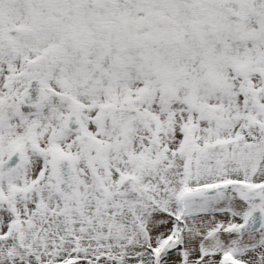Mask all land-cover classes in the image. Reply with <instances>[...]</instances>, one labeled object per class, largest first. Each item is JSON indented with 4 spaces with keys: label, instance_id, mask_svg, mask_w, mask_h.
<instances>
[{
    "label": "snow or ice",
    "instance_id": "1",
    "mask_svg": "<svg viewBox=\"0 0 264 264\" xmlns=\"http://www.w3.org/2000/svg\"><path fill=\"white\" fill-rule=\"evenodd\" d=\"M0 264H264V0H0Z\"/></svg>",
    "mask_w": 264,
    "mask_h": 264
}]
</instances>
